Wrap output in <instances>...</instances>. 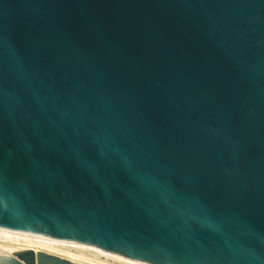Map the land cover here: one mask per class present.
<instances>
[{"label":"water","instance_id":"1","mask_svg":"<svg viewBox=\"0 0 264 264\" xmlns=\"http://www.w3.org/2000/svg\"><path fill=\"white\" fill-rule=\"evenodd\" d=\"M0 231L264 264V0H0Z\"/></svg>","mask_w":264,"mask_h":264},{"label":"bare ground","instance_id":"2","mask_svg":"<svg viewBox=\"0 0 264 264\" xmlns=\"http://www.w3.org/2000/svg\"><path fill=\"white\" fill-rule=\"evenodd\" d=\"M25 250H33L35 253L42 251L76 264H146L101 249L75 246V240L56 241L39 235L0 231V258L13 257Z\"/></svg>","mask_w":264,"mask_h":264}]
</instances>
